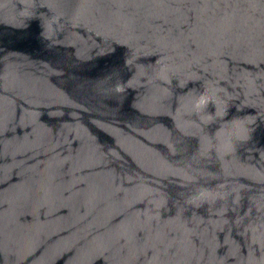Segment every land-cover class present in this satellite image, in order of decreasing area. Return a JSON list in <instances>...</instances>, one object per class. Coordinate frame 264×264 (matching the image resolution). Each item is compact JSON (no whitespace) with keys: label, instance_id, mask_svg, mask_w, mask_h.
Masks as SVG:
<instances>
[{"label":"water","instance_id":"obj_1","mask_svg":"<svg viewBox=\"0 0 264 264\" xmlns=\"http://www.w3.org/2000/svg\"><path fill=\"white\" fill-rule=\"evenodd\" d=\"M0 264H264V0H0Z\"/></svg>","mask_w":264,"mask_h":264}]
</instances>
